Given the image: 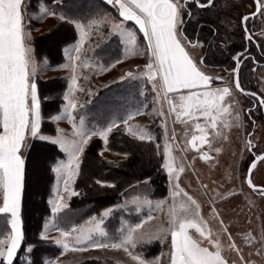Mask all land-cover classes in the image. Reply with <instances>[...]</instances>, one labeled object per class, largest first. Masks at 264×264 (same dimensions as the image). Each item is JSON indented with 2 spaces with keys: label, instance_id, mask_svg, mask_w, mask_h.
Here are the masks:
<instances>
[{
  "label": "rangeland",
  "instance_id": "obj_1",
  "mask_svg": "<svg viewBox=\"0 0 264 264\" xmlns=\"http://www.w3.org/2000/svg\"><path fill=\"white\" fill-rule=\"evenodd\" d=\"M180 2L183 4V0ZM219 4H222L224 10L232 5H241L242 12L245 13L255 9V6L247 4L244 0H219ZM22 7L25 32L30 35L28 43L32 48L33 58L38 69L35 82L37 79L46 80L56 77L63 78L65 82L62 93L63 103L59 111L49 117L55 132L40 134L54 139L57 136V129H60L69 139H73L75 138L72 135L74 128L98 132L115 123L116 127L112 131L120 129L132 136L123 123L125 119L132 116L133 118L128 121L129 126L134 129L138 126L147 130L162 159V167L167 176L166 193L162 197H151L150 187L145 180L131 186L119 202L88 218L76 220L75 214L67 210L72 196H69V193L65 191V177L62 173L58 174L53 171L54 182L48 198L50 215L46 217L39 237L41 238L43 234L46 237L44 240L52 241L58 247V251L54 255L44 257L42 264H46V262H51V264H138V261L132 260L123 248H95L91 243L77 245L74 238L78 232H73L72 229L92 227L94 223L102 221L100 229L103 235L97 232L93 237V242L109 245L119 243L127 234L128 229L137 224H144L143 232L157 233L161 227L168 226L169 206L173 202L170 193L172 186L177 183L199 204L200 218L206 225V231L211 232V240L219 242L226 264H264V195H261L258 189L257 191L251 189L245 182L246 171L251 161L264 149V122L261 110L257 103L251 99L255 96L245 95L234 87L232 82L233 66L232 70L227 72L207 67L203 60L201 42H194L197 46L192 47L188 42H193V40L190 39L186 42L181 37L186 50L200 70L213 78L209 88L215 91L227 87L230 89L231 95L225 97L224 101V106L230 108V114H225L218 119L216 129L209 127V122L198 113V119L181 117L180 120H177L176 113H170V105L160 90L159 77L155 81H149L146 76L133 71L135 64L149 62V55L145 51L147 41L134 21H124L120 17L118 6L114 2H109V0H23ZM41 9H46L55 15H41ZM183 12L182 19L188 14ZM194 13L193 11L191 15ZM61 16L65 19L61 20ZM61 21H68L72 24L74 38L62 46V57L59 62L53 64L46 56L36 57L32 45L33 37L49 32L50 29L56 28ZM92 21H100V23L89 28ZM225 21L226 27L230 30H237L240 26L242 37L244 36L240 22L234 16H230ZM253 22V25L251 24L253 36L259 39V44L264 48V14L258 13ZM77 24L84 25L86 28L79 55L82 61H86L91 66L88 68L78 67L76 70L78 88L82 90L75 92L77 108L72 111L73 120L70 122L64 118L56 121L53 118L61 114L67 104L64 96L68 92L72 76L70 68L62 66L70 64L69 56L77 55L74 49L81 41L82 33L78 30ZM117 24L121 25L125 31L136 34L138 46L143 54H126L124 38L114 27ZM224 38L222 46L226 47L228 40H226L227 37ZM117 61L120 62L117 63ZM101 68L108 70L101 71ZM252 71V88L263 93L264 65H257L255 61ZM128 73H132L135 78L127 75ZM206 90L208 89L199 88L194 91L203 92ZM187 93L188 90L168 93V99L178 104V97ZM92 102L100 105L98 114L102 120L96 127L91 122V118L86 124L84 115L76 117L81 106L89 105ZM177 111H181V109L177 108ZM83 113L86 112L83 111ZM197 123L205 128L207 142L201 144L199 140L195 141L197 148L194 149L189 141L193 135H202L195 127ZM102 142L100 153L106 159L116 161L126 157L125 153L110 150L103 140ZM249 142L254 146L251 151ZM165 145L169 148L170 159L174 166L184 168V171L180 173L179 180L170 177L164 167ZM62 153V157L53 163L52 170L60 162L67 163V154ZM202 155L209 158L201 159ZM76 177L77 175L70 183L71 191H75ZM250 178L253 184L264 186V160L256 162V167L252 170ZM60 197H63L60 202L66 204L67 207L54 214L52 208L60 200ZM176 199L179 203L186 198L180 196ZM159 201L164 202L161 208L155 206ZM2 205L3 197L0 193V206ZM115 211H119L117 218L119 222L111 227L106 226V222ZM105 212H108L107 216L103 215ZM7 214L9 215L10 230L4 235L0 234L2 241H7L12 234V217L10 213ZM149 216H152L153 219L149 220ZM93 217L96 218L95 221H93ZM224 229H227V232ZM20 230L22 232L21 220ZM61 231L68 232L69 236L61 238ZM189 233L193 239L201 243V246L208 247L210 251L215 250L212 244L207 239L201 238L195 229H189ZM248 234H251V240L245 239ZM229 235L232 237L231 240ZM57 239H63L69 245L68 250H65L62 245L56 244ZM233 244L236 245L235 249L231 247ZM73 247H87V250L72 251ZM29 248L31 245L25 247L26 253L29 252ZM130 251L146 261L170 264L171 237L165 234L158 238H152L150 241L146 237L144 241L137 244L135 249H130ZM21 259L26 260L27 258L22 256Z\"/></svg>",
  "mask_w": 264,
  "mask_h": 264
},
{
  "label": "snow or ice",
  "instance_id": "obj_2",
  "mask_svg": "<svg viewBox=\"0 0 264 264\" xmlns=\"http://www.w3.org/2000/svg\"><path fill=\"white\" fill-rule=\"evenodd\" d=\"M109 2H114L118 6L119 15L124 21H134L139 27V31L143 33L147 41L145 51L149 55V62L144 66L145 71L141 75L146 76L149 81H155L159 77L160 90L170 105V113L175 112L177 120H180L181 117L198 119L199 116H202L209 122V127L216 129L218 119L225 114H230V108L224 106V101L225 97L231 95V91L227 87L215 91L209 88L213 78L201 71L194 62L181 39L183 33L180 29V25L183 23L181 16L186 4L191 3L197 7L206 8L213 4V0H207V3H201V0H185L183 4L180 0H109ZM22 5L23 0H0V129H2L0 131V193L3 197L0 213H10L12 217L11 236L7 241L0 240V258H2L0 264H13V257L23 239L20 230V206L25 179V159L23 157L24 150L31 147L28 142L29 138L58 145L60 150L67 154V163H58L53 171L64 175L65 191L69 193V196H75L77 193L70 190V183L74 176L79 173V162L85 151V146L92 136L97 135L106 145L108 134L116 127V124L113 123L107 129L98 132L74 128L72 135L75 138L73 139H69L60 129H57V136L54 139L40 134L41 102L35 82L38 69L33 58L32 48L28 43L30 35L25 32ZM257 13L264 14V0H257L256 13L252 15ZM45 14L55 15L46 9H41V15ZM188 15L191 13L189 12ZM60 19L64 20L65 18L61 16ZM249 19V16L243 17L242 23ZM99 23L100 21H92L88 27L91 28L92 25ZM114 27L119 30L120 35L124 38L127 55L143 54L138 46L135 33L125 31L119 24L114 25ZM77 28L82 33L81 41L74 49L77 55L69 56L70 64L62 66L69 67L72 72L71 83L64 96L67 104L63 112L53 118L56 121L64 118L70 122L73 120L72 111L77 108L75 92L82 90L78 88L76 70L78 67L88 68L91 66L86 61H82L79 55L86 28L81 24H77ZM246 39L251 41L252 36L246 35ZM188 43L192 47L197 46L194 42L189 41ZM234 59L238 61L240 57H234ZM119 62L117 61V63ZM238 68L239 64H237V69H234L237 71L235 87L243 92L239 82ZM100 70L106 71L108 69L101 68ZM127 75L133 76L132 73ZM133 78L135 77L133 76ZM199 88L208 90L194 91ZM180 90H188V93L178 97V104L168 99V93L179 92ZM244 94L255 96V93ZM258 100L260 105L264 107V98H258ZM177 108L181 111H177ZM132 118L129 116L123 121L128 132L136 139L150 140L151 136L146 129L138 126L134 129L129 126L128 121ZM225 126L228 125L225 124ZM195 127L202 135H193L189 141L194 149L197 148L195 141L199 140L201 144L207 142L205 128L199 123ZM252 147L254 146L249 142L250 151ZM208 158L206 155L201 156V159ZM256 160H264V156H257ZM164 167L169 176L176 180H179L180 173L184 171L183 167L174 166L167 145H165ZM255 167L256 162L254 161L248 169L247 183L250 188L257 191L250 178ZM96 183L104 186L100 180H97ZM106 186L113 187L114 185ZM259 191L261 195H264V189H259ZM170 195L173 202L169 206L168 226L166 228L161 227L157 233L143 232L144 224H137L128 229L127 234L119 243L109 245L93 242V237L97 232L103 235L100 229L102 221H100L94 223L92 227L72 229L73 232H78L74 238L75 243L77 245L91 243L92 247L95 248H123L132 260L138 261V264H158V261L142 259L130 249H135L137 244L144 241L146 237L150 241L152 238L167 234L171 237L170 264H226L219 242L211 240L212 234L210 231H206V225L200 218L197 201L184 192L178 183L172 186ZM180 196L186 199L177 203L176 198ZM62 200L63 197H60V200L52 208L54 214L67 207L66 204L60 202ZM163 204V201H159L156 202L155 206L161 208ZM213 211L215 212V209ZM103 215L107 216L108 212ZM92 219L93 221L96 220L95 217ZM148 219L152 220L153 217L149 216ZM189 229H195L201 238L207 239L212 244L215 250L210 251L208 247L201 246V243L190 235ZM224 231L227 232V229ZM60 236L67 238L69 233L61 231ZM41 239H46V237L42 234ZM229 239H232L230 235ZM245 239L251 240V234H248ZM55 243L62 245L65 250L69 248L63 239H57ZM231 247L235 249L236 245L233 244ZM71 250L86 251L87 247H73ZM28 251H31V248ZM46 264H51V262H46Z\"/></svg>",
  "mask_w": 264,
  "mask_h": 264
},
{
  "label": "trees",
  "instance_id": "obj_3",
  "mask_svg": "<svg viewBox=\"0 0 264 264\" xmlns=\"http://www.w3.org/2000/svg\"><path fill=\"white\" fill-rule=\"evenodd\" d=\"M241 14V5H232L224 10L222 4L218 2L217 5L196 11L194 17L191 15L184 22L183 36L189 40L198 39L205 43L203 60L207 67L224 70L232 69L234 66L233 56L243 48L244 42L240 26L237 30H230L225 25V19L234 16L239 21ZM224 37L228 40L226 47L222 46ZM73 38L72 24L61 21L56 28L33 37L34 53L36 57L46 56L55 64L62 57V46ZM251 68L249 61L239 68V82L242 87L252 82ZM36 84L41 102L40 133L53 134L55 128L49 117L59 111L63 103L64 79L61 77L37 79ZM83 111L86 113L84 114ZM78 112L76 117L84 115L86 124L91 120L95 127L100 125L102 120L98 114L100 105L94 102L85 104ZM28 142L31 147L24 150L25 179L20 206L23 239L13 258V264H42L44 257L54 255L58 251V247L52 241L41 239L39 232L46 217L50 215L48 198L54 182L52 166L63 153L57 145L50 142H41L32 138ZM102 145L101 138L93 136L82 154L79 173L74 181L77 195L70 198L67 207V210L75 214L76 220L88 218L119 202L131 186L145 180L150 187L151 197L165 195L167 176L153 140H139L120 129L111 131L106 147L126 154V157L116 161L101 155ZM97 180L102 181L104 186L97 184ZM109 184L114 186L107 187L106 185ZM118 212H114L106 222V226L111 227L119 222ZM9 230V215L0 213V234L4 235ZM28 245H31V251L26 253L25 247ZM22 256H26L27 259H21Z\"/></svg>",
  "mask_w": 264,
  "mask_h": 264
},
{
  "label": "flooded vegetation",
  "instance_id": "obj_4",
  "mask_svg": "<svg viewBox=\"0 0 264 264\" xmlns=\"http://www.w3.org/2000/svg\"><path fill=\"white\" fill-rule=\"evenodd\" d=\"M106 1V0H105ZM247 4H250V5H252V6H255V9H253L252 11H250V12H242V14H241V16H240V20H239V22H240V25H241V27H242V29H243V34H244V36H243V42H244V46H243V48L241 49V50H239V51H237L235 54H234V56H233V59H234V57H240V59L237 61V60H235L234 59V66H233V70H234V67H235V65H236V63H238L239 64V68H240V66H242L243 64H247V61H249V64H251L252 65V68L251 69H253V62H257V65H264V48H263V45H261V44H259V39H257V38H255L254 36H253V31H252V29H251V24L253 25V21H254V17L258 14H256V15H252L255 11H256V8H257V3H256V1L255 0H244ZM185 2V0H183V3ZM218 2H219V0L217 1V0H213V4L211 5V6H214V5H217L218 4ZM201 3H207V0L206 1H204V2H201ZM217 3V4H216ZM208 7H210V6H208ZM207 8V7H206ZM200 9H203V8H200V7H197L195 4H191V3H188V4H186V6L184 7V12H186V13H189V12H191V13H193V11L194 12H196V11H198V10H200ZM183 12V13H184ZM186 16V15H185ZM191 15H188L187 14V16L186 17H184L182 20H183V23L180 25V29H181V31H182V28H183V25H184V22L190 17ZM193 17L195 16V13L192 15ZM245 16H249L250 17V19L247 21V22H245L244 23V26H245V28L247 29V32L245 31L246 29H244L243 28V25H242V19H243V17H245ZM246 35H251L252 36V40L251 41H249V40H247L246 39ZM182 37L184 38V40L186 41V42H188L189 41V39H186L183 35H182ZM201 42V44H202V54L204 55V51L206 50V46H205V43L203 42V41H201V40H198V39H194L193 40V42ZM254 50V51H253ZM251 62V63H250ZM239 68H238V73H239ZM230 70H232V69H224V70H221V72H227V71H230ZM239 75V74H238ZM232 79H233V72H232ZM234 85V84H233ZM242 89H245V90H250V91H253V92H256L261 98H264V91H263V93H261V92H257L256 90H254L253 88H252V83H247V86L246 87H242ZM251 99L253 100V102H255V103H257V105H258V107H259V109L261 110V112H262V119H263V122H264V107H262L261 105H260V103H259V100H258V98H252L251 97ZM262 154H264V149L262 150V152H261V154L260 155H262ZM259 155V154H258ZM258 155H255V156H258ZM264 156V155H263ZM257 185V184H256ZM260 186H262L263 188H264V186L263 185H260ZM259 190V189H258Z\"/></svg>",
  "mask_w": 264,
  "mask_h": 264
},
{
  "label": "water",
  "instance_id": "obj_5",
  "mask_svg": "<svg viewBox=\"0 0 264 264\" xmlns=\"http://www.w3.org/2000/svg\"><path fill=\"white\" fill-rule=\"evenodd\" d=\"M256 1V3H257V0H255ZM254 13H256V11L254 12ZM242 25H243V28L244 29H246L245 28V26H244V23H242ZM246 31V30H245ZM247 32V31H246ZM237 64L238 63H236V65H235V67H234V69H237ZM236 78H237V71H234L233 70V79H232V82H233V84H234V87H235V81H236ZM236 88V87H235ZM238 91H240V90H238ZM241 92V91H240ZM241 93H255V97L256 98H261L256 92H253V91H250V90H245V89H243V92H241ZM264 154H262V155H258V156H263ZM256 157L257 156H255L254 157V159L251 161V163H250V165L255 161V162H257L258 160H256ZM250 165H249V167H250ZM249 167L247 168V171H246V176H245V182H246V184L248 185V183H247V180H248V178H249V173H248V169H249ZM255 185V184H254ZM249 186V185H248ZM256 186V188L257 189H264L262 186H260V185H255ZM252 189V188H251Z\"/></svg>",
  "mask_w": 264,
  "mask_h": 264
},
{
  "label": "built area",
  "instance_id": "obj_6",
  "mask_svg": "<svg viewBox=\"0 0 264 264\" xmlns=\"http://www.w3.org/2000/svg\"><path fill=\"white\" fill-rule=\"evenodd\" d=\"M145 65L146 64H143V63L135 64L133 66V71L141 74L145 71V67H144Z\"/></svg>",
  "mask_w": 264,
  "mask_h": 264
},
{
  "label": "crops",
  "instance_id": "obj_7",
  "mask_svg": "<svg viewBox=\"0 0 264 264\" xmlns=\"http://www.w3.org/2000/svg\"><path fill=\"white\" fill-rule=\"evenodd\" d=\"M41 119V118H40Z\"/></svg>",
  "mask_w": 264,
  "mask_h": 264
}]
</instances>
